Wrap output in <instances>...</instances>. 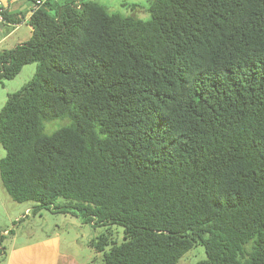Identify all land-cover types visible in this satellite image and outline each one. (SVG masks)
<instances>
[{
	"label": "trees",
	"instance_id": "obj_1",
	"mask_svg": "<svg viewBox=\"0 0 264 264\" xmlns=\"http://www.w3.org/2000/svg\"><path fill=\"white\" fill-rule=\"evenodd\" d=\"M28 1L0 51V82L37 64L0 109L8 196L105 228L102 264H264V0Z\"/></svg>",
	"mask_w": 264,
	"mask_h": 264
},
{
	"label": "rangeland",
	"instance_id": "obj_2",
	"mask_svg": "<svg viewBox=\"0 0 264 264\" xmlns=\"http://www.w3.org/2000/svg\"><path fill=\"white\" fill-rule=\"evenodd\" d=\"M94 1L105 4L110 10L120 14L141 19H146L149 16L145 9L150 0ZM17 3L14 5L16 6ZM4 26L5 24L1 25L0 30ZM29 36L28 24L22 23L18 28H14V31L6 37L5 42L0 44V51L14 47L19 40H27ZM36 67V63L26 64L14 78L3 79L0 82V109L9 93L20 89L32 78ZM66 123L61 119L45 122V131L54 130ZM5 153V149L0 144V159L5 156ZM111 228L115 233L121 230V227L118 226ZM4 229L8 234L2 233ZM102 231L104 232L105 228H93L90 224L83 223L79 217L69 213H57L47 209H40L33 213L32 202L13 201L4 190L0 180V236L3 247L0 253V257L2 254L0 264H8L12 255L25 258L28 255L32 256L34 264H38V250L42 247L38 245L49 239L54 240L57 245L55 247L60 253L70 256L73 264H102L100 254L95 253L89 245L91 240H95ZM117 238H119L118 235ZM204 258L203 247L197 246L186 252L178 264H198Z\"/></svg>",
	"mask_w": 264,
	"mask_h": 264
},
{
	"label": "crops",
	"instance_id": "obj_3",
	"mask_svg": "<svg viewBox=\"0 0 264 264\" xmlns=\"http://www.w3.org/2000/svg\"><path fill=\"white\" fill-rule=\"evenodd\" d=\"M16 2L18 3L15 6L14 3ZM0 5L3 7V9L7 10L8 12L18 13V15L21 17L19 23H6L4 28L0 30L1 44L5 42L6 37H8L9 34L14 31V28H18V26L22 23L27 24L28 17L31 13L33 4L31 3V1L28 0H0ZM24 41L25 40H19L17 43H15L14 46ZM2 233L4 235L8 234L6 229H4ZM55 245L56 243L54 242V240L51 239L45 240L44 242H41V245H38L39 247L42 246L41 249L38 250V264H73L72 260L70 259V256L68 254L63 255V253H60L59 250L56 249ZM31 257L32 256L29 255L27 258L12 255L8 264H23V260L24 264H34V260H32Z\"/></svg>",
	"mask_w": 264,
	"mask_h": 264
},
{
	"label": "built area",
	"instance_id": "obj_4",
	"mask_svg": "<svg viewBox=\"0 0 264 264\" xmlns=\"http://www.w3.org/2000/svg\"><path fill=\"white\" fill-rule=\"evenodd\" d=\"M43 1V0H42ZM39 3V2H37ZM33 8V7H32ZM3 7L0 5V21L3 20V15H2Z\"/></svg>",
	"mask_w": 264,
	"mask_h": 264
}]
</instances>
